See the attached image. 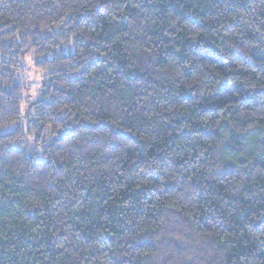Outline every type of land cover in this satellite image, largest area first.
<instances>
[{"label": "trees", "instance_id": "1", "mask_svg": "<svg viewBox=\"0 0 264 264\" xmlns=\"http://www.w3.org/2000/svg\"><path fill=\"white\" fill-rule=\"evenodd\" d=\"M0 264H264V0H0Z\"/></svg>", "mask_w": 264, "mask_h": 264}, {"label": "rangeland", "instance_id": "2", "mask_svg": "<svg viewBox=\"0 0 264 264\" xmlns=\"http://www.w3.org/2000/svg\"><path fill=\"white\" fill-rule=\"evenodd\" d=\"M22 64L24 66V80L26 83H28V89H27V94L31 97L36 96L37 94V89L39 87L40 83V78H41V72L37 71L32 67V64L28 60H22ZM29 92V93H28Z\"/></svg>", "mask_w": 264, "mask_h": 264}]
</instances>
